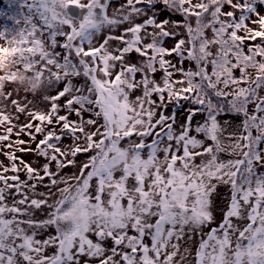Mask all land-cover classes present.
<instances>
[{"label": "snow or ice", "instance_id": "6c2138e0", "mask_svg": "<svg viewBox=\"0 0 264 264\" xmlns=\"http://www.w3.org/2000/svg\"><path fill=\"white\" fill-rule=\"evenodd\" d=\"M13 2L0 264H264V0Z\"/></svg>", "mask_w": 264, "mask_h": 264}, {"label": "trees", "instance_id": "16d2710c", "mask_svg": "<svg viewBox=\"0 0 264 264\" xmlns=\"http://www.w3.org/2000/svg\"><path fill=\"white\" fill-rule=\"evenodd\" d=\"M2 1V0H0ZM4 4L0 8V17L4 20V26H8L11 28L13 26L12 22L8 19V17L15 15L18 12L17 5L13 2V0H3ZM11 5V6H10Z\"/></svg>", "mask_w": 264, "mask_h": 264}, {"label": "rangeland", "instance_id": "374dc122", "mask_svg": "<svg viewBox=\"0 0 264 264\" xmlns=\"http://www.w3.org/2000/svg\"><path fill=\"white\" fill-rule=\"evenodd\" d=\"M3 4H4V1L2 0V1H0V8L3 6ZM1 10V9H0ZM4 20H2L1 19V17H0V29H2L3 28V26H4ZM26 159H32V157H25ZM0 159H3V157L2 156H0Z\"/></svg>", "mask_w": 264, "mask_h": 264}, {"label": "water", "instance_id": "95a60500", "mask_svg": "<svg viewBox=\"0 0 264 264\" xmlns=\"http://www.w3.org/2000/svg\"><path fill=\"white\" fill-rule=\"evenodd\" d=\"M70 13H72L74 16L76 15V13L72 10V9H69Z\"/></svg>", "mask_w": 264, "mask_h": 264}]
</instances>
